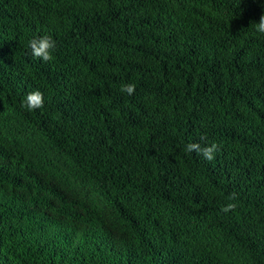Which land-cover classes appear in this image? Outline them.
<instances>
[{
    "label": "trees",
    "instance_id": "trees-1",
    "mask_svg": "<svg viewBox=\"0 0 264 264\" xmlns=\"http://www.w3.org/2000/svg\"><path fill=\"white\" fill-rule=\"evenodd\" d=\"M261 15L264 0H0V264H264ZM44 35L48 62L29 47Z\"/></svg>",
    "mask_w": 264,
    "mask_h": 264
},
{
    "label": "clouds",
    "instance_id": "clouds-1",
    "mask_svg": "<svg viewBox=\"0 0 264 264\" xmlns=\"http://www.w3.org/2000/svg\"><path fill=\"white\" fill-rule=\"evenodd\" d=\"M256 31L259 33H264V15L260 16L259 22L256 24ZM29 47L31 48L32 56L34 58L39 59L43 62H48L53 59L51 53L52 50L56 47V42L50 35H44L31 39L29 41ZM135 88V84H122L120 87V91L131 96L134 94ZM43 106L44 97L43 93L39 90L29 92L22 101V107L27 108L29 111L40 109ZM186 151L189 153L195 152L197 155H202L205 160L211 162L215 159V155L219 151V146L213 143L211 145L202 147L199 143H191L186 146ZM229 199H237L236 194H231ZM235 208V203H228L226 206L221 208V211L226 214L230 211L235 210Z\"/></svg>",
    "mask_w": 264,
    "mask_h": 264
}]
</instances>
